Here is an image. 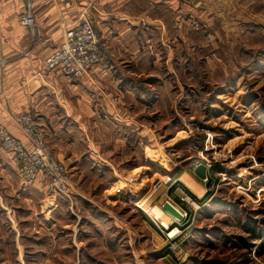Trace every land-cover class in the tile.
Returning <instances> with one entry per match:
<instances>
[{"label":"crops","instance_id":"1","mask_svg":"<svg viewBox=\"0 0 264 264\" xmlns=\"http://www.w3.org/2000/svg\"><path fill=\"white\" fill-rule=\"evenodd\" d=\"M28 4L36 19L34 37L19 23ZM234 10H264V0H0V126L30 149L17 118L34 116L46 144L70 171L76 194L72 215L78 222L86 208L98 206L82 191L91 178L107 186L118 184V173L150 165L147 154L158 151L161 140L170 137L165 146L178 143L182 134L189 137L182 102L186 92L195 89L191 87L195 80L190 67L195 60L191 18L210 25L209 14L202 16L206 12ZM83 12L95 26L101 62L80 78L46 71L45 61L61 46L64 29L76 24ZM217 19L223 21H213ZM212 41L217 42L208 43ZM2 58L7 61L5 67ZM195 105L200 107L198 102ZM178 181L184 183L182 178ZM68 207L48 192L44 179L25 182L11 156L0 147L1 248H9L10 243L13 250L22 249L23 261H18L25 262L34 235L33 241L49 245L57 254L63 249V234L52 232ZM77 221L57 233L67 227L77 237ZM81 245L76 243L78 250Z\"/></svg>","mask_w":264,"mask_h":264},{"label":"rangeland","instance_id":"2","mask_svg":"<svg viewBox=\"0 0 264 264\" xmlns=\"http://www.w3.org/2000/svg\"><path fill=\"white\" fill-rule=\"evenodd\" d=\"M84 13L88 16L87 12L81 16ZM206 15L210 25L191 18L195 58L190 61L195 73L191 87L195 89L186 92L188 100L182 102L189 137L182 134L178 143L165 146L162 144L170 137L159 140L160 149L148 151L150 165L118 173V184L107 186L105 181L91 178L82 191L98 206L86 208L79 222L72 215L75 203L62 199L69 212L56 225L57 235L52 232L54 236L63 234L60 252L33 241L32 235L28 244L33 249L26 250L25 262L18 261H23L22 249L13 250L9 243V248L0 247V264H264V255L258 254L264 243V10L211 11L203 18ZM215 18L224 22L213 21ZM30 33L34 37L35 32ZM2 37L0 29V50ZM211 39L217 42L208 43ZM216 51L221 58L215 56ZM1 63L5 67L7 61L2 58ZM206 63L209 67H204ZM187 138V142H179ZM202 160L212 165L207 182L193 170V163ZM186 175L190 177L186 179ZM130 176L137 180L136 195L117 198L116 189ZM181 178L184 183L178 181L172 187ZM188 182L194 185H188L192 191L187 189L193 197L180 186ZM139 198L143 199L140 204ZM169 199L186 217H175V224L166 230L143 210L154 204L164 206ZM163 215L165 223L160 221L170 226L171 214ZM76 221L77 237L67 227L57 233ZM250 223L256 224L263 240L252 239L244 230ZM175 227L178 231L171 236L177 235L169 238ZM3 233L0 226V244ZM76 243H82L81 249ZM48 256L51 259L46 260Z\"/></svg>","mask_w":264,"mask_h":264},{"label":"built area","instance_id":"3","mask_svg":"<svg viewBox=\"0 0 264 264\" xmlns=\"http://www.w3.org/2000/svg\"><path fill=\"white\" fill-rule=\"evenodd\" d=\"M19 23L29 28L34 34L36 19L31 7L28 8L26 13L20 16ZM100 62L101 50L98 35L93 22L84 13L76 24L64 29L63 42L46 59L45 70L49 72L59 71L68 78H80ZM17 124L31 142V148L25 147L6 128L0 126L1 148L11 156L25 182L33 183L40 178L44 179L47 183L48 192L52 196L67 200L74 206L76 194L72 190L70 171L66 165L58 160L54 151L46 144L44 133L34 116L32 114L19 115ZM201 165L206 166L209 173L212 165L204 160L193 163V170L195 171ZM170 181L171 179L166 184ZM203 181L207 182L208 176ZM136 182V177L130 176L125 183L116 189L115 196L120 198L127 194L135 195L133 187ZM177 182L178 180L174 181L171 184L172 187ZM166 203L178 209L170 199ZM137 206L139 208L142 207L138 204ZM156 207L163 214L170 215L164 209V206L160 207L157 204H154L150 209L142 210L148 214L149 218L155 224H160L163 229H169V227L175 224V217L170 215L172 218L169 224L170 226H165L160 220L151 217V209ZM179 213L182 215V218L186 217V213L184 214L180 210ZM175 229L178 231L176 227L173 228L169 233V238H174L177 235L171 236V233Z\"/></svg>","mask_w":264,"mask_h":264},{"label":"trees","instance_id":"4","mask_svg":"<svg viewBox=\"0 0 264 264\" xmlns=\"http://www.w3.org/2000/svg\"><path fill=\"white\" fill-rule=\"evenodd\" d=\"M200 134H198L197 136H199ZM196 137V135H194ZM194 136L193 137V140H194ZM206 137V136H205ZM200 149H203V146L200 145L199 146ZM188 185L192 188L194 185L190 182H188ZM188 195L192 196L193 195L184 187V186H181ZM194 199H196L198 202H200V200H198L196 197H194ZM244 230L249 234L251 235L252 239L256 240V241H261L263 240V236L261 234L258 233V230H257V226L255 223H250V224H246L244 226ZM240 241L244 242V240L242 238H239ZM259 255H264V243L261 245V248H260V252L258 253Z\"/></svg>","mask_w":264,"mask_h":264},{"label":"water","instance_id":"5","mask_svg":"<svg viewBox=\"0 0 264 264\" xmlns=\"http://www.w3.org/2000/svg\"><path fill=\"white\" fill-rule=\"evenodd\" d=\"M194 173L201 180H205L208 176V170L204 165H201L199 168H197ZM164 209L176 218L182 219V215L177 210H175V208L171 204L166 203L164 205Z\"/></svg>","mask_w":264,"mask_h":264},{"label":"bare ground","instance_id":"6","mask_svg":"<svg viewBox=\"0 0 264 264\" xmlns=\"http://www.w3.org/2000/svg\"><path fill=\"white\" fill-rule=\"evenodd\" d=\"M142 209H144L143 207H142ZM175 210H177L176 208H175ZM178 211V210H177ZM179 212V211H178ZM151 217L153 218V219H158V220H161L163 223H165V221H164V215L161 213V211H158L156 208H154L153 210H151ZM175 217V216H174ZM180 220V219H179ZM166 225V224H165Z\"/></svg>","mask_w":264,"mask_h":264}]
</instances>
